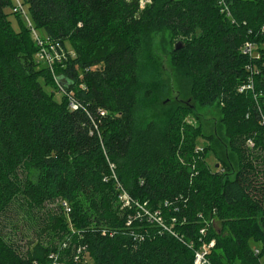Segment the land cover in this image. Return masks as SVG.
<instances>
[{"label":"trees","instance_id":"trees-1","mask_svg":"<svg viewBox=\"0 0 264 264\" xmlns=\"http://www.w3.org/2000/svg\"><path fill=\"white\" fill-rule=\"evenodd\" d=\"M140 1L24 0L65 60L36 72L30 29L0 0V264H193L209 218L219 227L207 226L210 264H264V0ZM153 30L183 42L173 55L193 98L222 104L235 169L222 152L212 170L207 143L194 154L201 133L183 122L188 108L140 121ZM246 42L257 59L241 53ZM248 64L253 90L239 93ZM136 203L161 211L177 237L136 219Z\"/></svg>","mask_w":264,"mask_h":264},{"label":"rangeland","instance_id":"rangeland-1","mask_svg":"<svg viewBox=\"0 0 264 264\" xmlns=\"http://www.w3.org/2000/svg\"><path fill=\"white\" fill-rule=\"evenodd\" d=\"M10 1L14 7H20L16 8V10L21 14L23 20L26 21L27 26L30 29V33L28 32L27 36L30 38L29 40L31 42L28 43H36L38 50L34 55V61L36 64L34 69L36 72H39L42 69V65L45 67L47 66L44 60L39 58L42 46H38L35 39L43 43L46 42V39L40 31L35 30L30 19L28 7L24 3V0ZM140 3L143 7L148 1L141 0ZM14 10L15 8L12 11ZM5 12L10 14L9 20L11 21V25L13 29L17 31L19 26L15 15L11 14V6H8L5 9ZM30 26H32L33 29H31ZM32 30H34V35ZM146 45L149 52V62L146 65L147 69L144 76V88L145 90L148 88L150 89V97L147 101L144 99V102L140 105V121L145 122L152 118L160 119L164 114L173 112L179 106H182V108H188L191 114L185 117L183 122L191 127H199L201 136L198 137L197 143L200 147L202 146V148H204V144H208L209 148L212 149V152L206 154L207 163L212 170L214 168H219L215 154L226 152L224 148V142H226V139L222 123V104H219L216 101L211 105H203L201 102H197L191 95V79L185 75V71L182 68L183 66L177 64L173 55L177 46L183 47V42L181 40L172 38L165 30H153L147 39ZM43 47L45 46L43 45ZM66 47L68 50H71L67 44ZM256 55H258L257 48ZM64 61L65 60H62L61 63ZM40 81L42 82V80ZM50 87L47 86L45 88L49 93L51 92ZM54 99L59 101L61 99V93L55 92ZM228 154L229 153H227V155ZM228 158L230 160L229 165L235 169L236 157L232 156L230 153ZM49 206L51 208H56V212H58L59 209L57 210V203L50 204ZM63 209L62 214L67 217L70 212H66L65 208ZM207 222L213 224V227L218 230V224L215 223L213 218H209ZM18 225L19 227H21V225L23 226L22 228L17 227V230L20 231L25 229L27 223H18ZM69 229L72 230L71 226H69ZM18 239H20V234H18ZM57 256L62 257V254L60 255L57 253L56 258ZM77 261H81L83 264H93L88 255H85L84 258L77 257ZM53 264H56V262H53Z\"/></svg>","mask_w":264,"mask_h":264},{"label":"built area","instance_id":"built-area-1","mask_svg":"<svg viewBox=\"0 0 264 264\" xmlns=\"http://www.w3.org/2000/svg\"><path fill=\"white\" fill-rule=\"evenodd\" d=\"M16 8L20 7H15L14 11H17ZM31 29L32 26H30ZM264 29V28H263ZM32 33L34 35V30H32ZM35 38V37H34ZM38 46H42V50L40 51L39 58L43 59L44 62L46 63V66L50 68V71L52 72L53 70V65L55 63H61L62 58L64 57V54L61 52V47L59 43L56 42H50L46 40L45 43L37 41L35 39ZM45 47H43V45ZM241 53L243 55H246L249 59H257L259 55H256V46L251 43V42H246L242 47H241ZM246 70L249 73L248 80L245 84L241 85L238 88V92L242 93L245 91H252L253 90V82H252V76L254 74V69L252 68L251 64L246 65ZM256 73V72H255ZM69 107L72 110H75L77 108V104L75 102H71L69 104ZM203 152L202 146L200 147L199 145L195 146L194 148V154L199 156V154ZM111 168L114 169L113 165L111 164ZM113 178L115 179V174L112 172ZM116 181V179H115ZM116 188L118 189V199L122 203L123 206H129L132 201L129 198L128 194L123 190L121 185L117 183L116 181ZM63 208H65L66 212H70V208L67 206L66 203H63ZM138 212L136 214V219L141 220L142 218L146 217L149 222H155L157 223L158 226L162 227V229L166 230L168 233H170L172 236L177 237V233L173 231L170 227H167L164 224V220L162 217V213L159 210L156 211H149L146 208L145 204H137ZM166 206V204H165ZM176 221L175 218H171V223L173 224ZM130 224V221L128 222ZM208 222L204 227H202L199 230V245L197 248H194L193 252V264H210V261L208 259L209 253L211 249L215 245L214 239H211L209 242H206V236H207V226ZM170 226V225H169ZM255 254H258V251L255 250Z\"/></svg>","mask_w":264,"mask_h":264},{"label":"water","instance_id":"water-1","mask_svg":"<svg viewBox=\"0 0 264 264\" xmlns=\"http://www.w3.org/2000/svg\"><path fill=\"white\" fill-rule=\"evenodd\" d=\"M180 48H181V46H177L175 49H176V50H179ZM216 167H217V166H216Z\"/></svg>","mask_w":264,"mask_h":264}]
</instances>
